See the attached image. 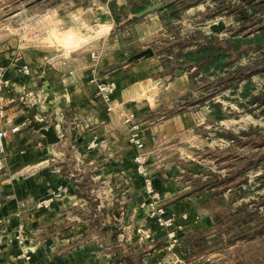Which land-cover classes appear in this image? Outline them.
<instances>
[{
    "label": "crops",
    "instance_id": "obj_1",
    "mask_svg": "<svg viewBox=\"0 0 264 264\" xmlns=\"http://www.w3.org/2000/svg\"><path fill=\"white\" fill-rule=\"evenodd\" d=\"M120 4L119 0H105L96 6L112 9L114 14L94 23L97 30L93 39L79 47L70 49L80 40L63 34L59 39L69 47L57 41L28 44L17 51H9L10 41L0 46V68L7 83L0 91V130L7 132L0 169V232L12 237L22 227L32 264H126L115 262L126 254L153 264H164L170 258L165 236L147 223V209L141 205L146 195L135 173L126 127L113 112L106 111L92 79L113 80L116 89L111 99L116 109L124 107L138 115L154 111L159 94L172 98L192 83L187 73L179 70L172 75L160 74L165 71L161 64L165 53L126 62L127 55L117 39L109 37L125 17L119 12ZM92 7L83 9L92 11ZM54 36L58 39L56 32ZM23 64L31 68L29 77L18 73ZM187 93L193 92L188 89L183 95ZM11 98L14 101L10 102ZM180 108L157 121L140 117L146 123V144L153 150L154 188L166 204L167 215L176 217L192 205L185 195L190 189L188 175L201 172L199 165L192 168L191 163H185L190 153L179 145L194 137L187 129L199 132L197 127L204 122L206 112L210 113L207 102ZM31 115L44 126L53 123L60 140L41 145V134L30 127ZM13 127L18 130L12 131ZM59 184L66 188L62 196L49 208H38L37 202ZM206 193L199 189L197 199ZM117 202L126 208L120 220L113 218L109 223L105 207ZM186 215L182 237L206 228L203 224L208 219L194 220L191 211ZM100 216L109 223L111 244L105 241L106 226L98 228L91 222ZM19 253L15 240L4 241L0 264H29Z\"/></svg>",
    "mask_w": 264,
    "mask_h": 264
},
{
    "label": "rangeland",
    "instance_id": "obj_2",
    "mask_svg": "<svg viewBox=\"0 0 264 264\" xmlns=\"http://www.w3.org/2000/svg\"><path fill=\"white\" fill-rule=\"evenodd\" d=\"M119 1L122 5L127 4L129 0ZM141 1L142 6L137 10L126 11L125 9L126 14H123L125 17H122L120 23H117L112 29L113 32L109 34V37L117 39L119 47L126 53L127 63L145 59L128 61L130 56L147 48H151L154 54H157L156 49L163 47L165 41L192 46L195 41L205 36H214L216 39L226 38L230 30L237 27L233 16L229 13L223 12L216 15L218 9L216 0H182L176 4V7L181 9L182 6H191L181 9L177 20L170 18L168 10L164 9L162 11L157 9L142 16L138 15L148 5L156 2H162V6L164 4L162 0ZM92 2L95 4L92 5ZM103 3L105 0H0V46L10 41L7 42L9 51H17L24 45L57 41L59 45L66 48L69 47L68 44L59 39V35L63 34L62 37L76 36L80 40L79 44L75 43L70 49L79 47L85 41L93 39L97 30L93 24L109 19L108 14L113 12L112 9L108 10L104 6V8H96ZM85 6H93V10L84 11ZM133 16L140 18L127 22ZM97 17L99 20L96 19ZM72 25L75 26L72 27L75 31L70 30L74 33L70 30L65 32ZM54 32L59 40L54 36ZM246 61V58L240 59L241 63ZM160 74L167 75L168 72L164 71ZM214 79L213 76L207 78L209 81ZM253 81L258 88L264 86V78L253 76ZM197 85L198 87L192 83L187 90L184 89L172 98H168L167 93L159 94L157 108L143 115L135 114L124 107L120 109V112L133 114V119L138 124L136 134L144 143L141 149L133 145L131 141L133 134L129 132L118 109L113 112L126 127L127 142L132 149L135 173L142 182L143 177L136 171L139 165L137 159L143 158L142 166L147 167L152 180L151 169L155 167V164H153V150L146 144L144 134L146 123L141 118L152 117L154 121H157L169 115L172 110L177 112L179 109L177 107L184 103V100L179 97L188 89L193 92L189 100L199 97L204 86L203 81L197 82ZM223 94L229 96V90L223 91ZM216 99L225 105L227 112L225 119L222 122L215 121L208 112L206 115L202 114L205 115V120L197 127L200 128L201 135L198 136L199 132L189 128L186 132L190 137H194L179 145L190 153L185 163H191L192 168L195 164L201 168V172L198 171L196 175L193 176L194 172L188 175L191 178L187 179L190 189H187L185 195L190 198L192 205L189 210L182 213L187 214L191 211L194 220L195 218L202 221L208 219L203 224L206 228L201 229L202 231L186 232V235L182 237L183 230L178 243L173 246L165 237L164 247L170 258L164 264H169L168 261H171V264H264V115L260 112L263 108L253 107L255 109L249 113L232 101L219 96ZM154 158L158 159L157 156ZM205 188L213 194L197 199L198 190ZM143 191L147 200L144 187ZM157 196L158 203L165 207L166 204L162 202L158 194ZM146 200L141 205L147 209ZM125 208L126 205L119 202L106 205L105 214L109 217V223H112L113 218L120 220ZM116 210L120 215L119 218L114 214ZM102 217L95 218L91 222L98 228L107 227L109 223ZM146 220L157 234L164 235L163 231L153 226L152 220L147 218ZM3 235L5 234L0 232V245L3 243ZM184 241L194 244V253L197 254V258L192 255L189 258L179 256L176 249ZM145 261L147 262L142 260L140 264H153L150 260Z\"/></svg>",
    "mask_w": 264,
    "mask_h": 264
},
{
    "label": "trees",
    "instance_id": "obj_3",
    "mask_svg": "<svg viewBox=\"0 0 264 264\" xmlns=\"http://www.w3.org/2000/svg\"><path fill=\"white\" fill-rule=\"evenodd\" d=\"M162 1L164 4L158 11L168 10L170 18L176 20L180 17L181 9L191 6L186 5L179 9L176 4L182 0ZM216 1L218 8L216 15L229 13L233 16L237 27L232 28L226 38L216 39L214 36H205L195 41L192 46L165 41L163 47L156 49L157 54H166L161 64L170 75L174 70L187 73L190 82L197 87V82L203 81L204 86L197 99L189 100L190 93L180 97L184 100L181 110L188 105L207 102L209 115L215 121H221L225 119L227 112L224 105L216 99L219 96L236 103L238 107L249 113L253 112L255 109L253 107H262L260 112L264 115V86L258 88L253 81V76L264 78V0ZM141 6V0H129L127 4L119 6V11L125 14L127 10L135 11ZM139 18L133 16L127 22ZM241 58H246L247 61L241 63ZM210 76L215 79L207 80ZM225 90H229V96L223 94ZM204 190L207 191V196L213 194L208 188ZM201 195L202 193L198 196ZM176 252L181 258L197 255L194 253V244H189L188 241H184ZM123 261L126 264H140L142 259L141 256L134 254L119 255L115 259L116 263Z\"/></svg>",
    "mask_w": 264,
    "mask_h": 264
},
{
    "label": "built area",
    "instance_id": "obj_4",
    "mask_svg": "<svg viewBox=\"0 0 264 264\" xmlns=\"http://www.w3.org/2000/svg\"><path fill=\"white\" fill-rule=\"evenodd\" d=\"M70 52V49L66 50ZM70 72V71H69ZM18 73L22 77H29L31 74V68L28 64H23L18 69ZM71 73V72H70ZM92 81L96 85V94L105 102L106 110L108 112L116 111V106L113 104L111 99V94L116 89V84L113 80H102L99 78L92 79ZM7 85L6 81L3 80V68H0V91ZM19 99L24 101V97L20 96ZM14 101V98L10 99V102ZM119 114L122 115L123 121L126 126L129 128V132L133 135L131 137V141L133 145L141 149L143 148V141L141 137H138L136 131L138 129V124L133 119V114L131 113H123L118 110ZM2 113V107H0V115ZM12 131L18 130V127H13ZM7 135L5 130H0V169L1 165V157L5 152L4 139ZM139 161L138 167H136V171L140 176L143 177V186L145 193L147 194L146 207H147V219L152 220L153 226L159 228L164 231V236L167 238L168 242L171 246L178 243L181 238V232H183L185 228L184 221L187 218V215L184 213L180 215V217H175L166 214V210L164 206H161L158 201L159 198L154 189L153 180L149 175L147 167H143V158L137 159ZM66 188L64 185L59 184L58 187L53 190L49 195L39 200L36 204L38 208L47 209L49 208L54 201L59 199L62 194L65 192ZM3 242H11L15 240L20 248V256L29 264L31 263V255H30V247L26 243L23 229L19 227L16 234L14 236L3 235Z\"/></svg>",
    "mask_w": 264,
    "mask_h": 264
},
{
    "label": "water",
    "instance_id": "obj_5",
    "mask_svg": "<svg viewBox=\"0 0 264 264\" xmlns=\"http://www.w3.org/2000/svg\"><path fill=\"white\" fill-rule=\"evenodd\" d=\"M161 6H162V2H156L153 5H148L144 9H142L138 15H141V16L145 15L147 13H150L152 11L159 9ZM153 54H154L153 50L151 48H147V49L141 50L135 53L134 55L130 56L128 58V61L131 62L139 58H147V57L152 56ZM29 120H30V127L34 131H38L42 136L41 145H52V144L57 143L60 140L59 136L57 135L54 129L53 123H50L48 126H44V123L34 120L33 115L30 116ZM119 209H121V207ZM117 212L118 210H116L114 214L116 217L119 218L120 215ZM105 231H106V239H105L106 244H111L112 234L109 232L110 228L106 227Z\"/></svg>",
    "mask_w": 264,
    "mask_h": 264
}]
</instances>
